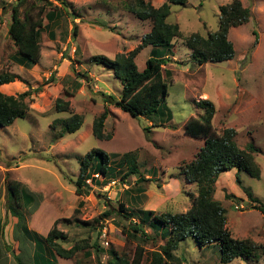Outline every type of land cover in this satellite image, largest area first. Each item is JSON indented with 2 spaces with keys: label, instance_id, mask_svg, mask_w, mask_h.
<instances>
[{
  "label": "rangeland",
  "instance_id": "374dc122",
  "mask_svg": "<svg viewBox=\"0 0 264 264\" xmlns=\"http://www.w3.org/2000/svg\"><path fill=\"white\" fill-rule=\"evenodd\" d=\"M130 1L28 0L27 4L34 6L32 15L41 7L45 8V17L55 12L53 7H59L61 15L44 17L36 64L39 68H33L35 65L20 66L12 61L16 48L7 27L16 0H0V72L22 76L16 74L20 78L7 88L0 87V91L14 97L30 93L25 99L26 116L0 129V264H33L30 256L34 254V243L22 227L44 237L32 224L35 220L42 225L44 217L58 220L56 227L66 237L56 240L58 245L63 249L78 246L69 260L72 263L107 264L111 253L131 258L135 246L141 245L146 252L142 264H147L149 254L160 250L166 241L147 227L148 240H126L124 231L136 218L125 220L118 212L119 205L156 215L182 214L191 208L197 187L186 182L182 168L195 160L203 141L186 136L184 124L202 114L195 103L204 99L214 105L212 127L217 134L233 129L240 149L252 144L258 150L253 158L260 170L259 179L235 169L221 173L214 199L225 210L226 228L232 238L251 242L250 255L229 264H264V215L245 195L250 193L264 206V0H239L251 17L248 23L228 32L235 52L233 59L201 66L191 59L185 40L191 34L206 37L216 32L219 7L232 0H188L184 5H170L167 22L177 25L181 36L172 41L171 51L164 48L162 77L167 96L163 115L160 112L155 118V127L144 117H131L106 103L108 98L119 99L123 85L112 68L92 60L96 56L112 60L116 53H127L150 31L148 20L141 21L125 10L124 5ZM144 1L158 8L166 0ZM154 49L148 46L136 56L138 72L144 70ZM60 54L65 59L62 65L56 58ZM51 76L53 81L47 84ZM56 98L68 101L71 112L81 117L78 131L60 136L71 114L54 109ZM104 110L108 111L104 133L111 139L97 140L91 133L92 124ZM167 115L170 121L161 125ZM93 149L112 157L110 169L114 174L109 183L92 185L85 196L79 197L73 184L81 160ZM128 152L134 153L143 181L137 175L123 180L128 166L121 157ZM9 181L20 182L26 195L40 200L38 208L43 205L37 217L31 218L36 212L30 213L33 200L27 205L23 199V208L15 206L7 195ZM105 212L110 215L103 217ZM18 244L21 255L16 260L11 250ZM172 255L173 264H221L218 248H201L190 238L181 242Z\"/></svg>",
  "mask_w": 264,
  "mask_h": 264
},
{
  "label": "trees",
  "instance_id": "16d2710c",
  "mask_svg": "<svg viewBox=\"0 0 264 264\" xmlns=\"http://www.w3.org/2000/svg\"><path fill=\"white\" fill-rule=\"evenodd\" d=\"M40 1L47 2V0ZM187 1L166 0L158 8L144 0H131L126 3L124 8L127 12L141 21L148 20L151 23L150 32L145 34L140 43L126 54H117L112 60L104 56H96L92 59L97 64L112 68L114 76L123 85L119 99L108 98L106 103L131 117L146 118L151 123V127L158 126L155 124V118L160 112L163 115L161 109L164 98L167 96V84L162 77V67L165 66L163 58H166L164 48L166 47L167 50L171 51L173 48L172 41L181 36L178 26L167 22L170 5H184ZM27 3L28 0H16L11 7V17L7 27V34L16 48L12 61L26 67L36 65L40 59L39 40L45 17V8H39L37 14L32 15L34 6H29ZM52 9L55 12L47 14L45 19L50 15L55 18L61 16L59 7ZM20 13L22 16H19ZM250 17V10L243 7L239 0H232L230 3L220 6L216 32L208 34L206 37L191 34L186 38L184 44L190 51L191 59L198 66L232 60L235 52L233 44L228 40V32L231 28L248 23ZM76 32L77 27L75 26L73 27V34L75 35ZM253 34L255 35V33ZM148 46L155 49L151 52V57L146 60L144 70L138 72L135 58ZM19 78L15 74L0 72V87L13 83ZM51 81H53V76L47 80V84ZM38 91L39 88L33 92ZM29 95V92H24L14 97L7 96L0 91V129L12 125L16 119L26 116L28 106L25 99ZM195 104L202 111V114L186 121L184 134L190 138L202 140L203 145L196 154L195 160L182 168L186 182L195 184L197 187L196 197L193 199L191 208L182 214L156 215L152 211H134L133 209L129 211L124 208V205H119L118 212L123 214L122 217L125 220L136 218L135 223H130L128 231H124L126 240L129 238L148 240L150 236L144 230V227H147L153 235L166 241L160 250L149 254L147 264H173L171 262L172 252L188 238L201 248L206 246L218 248L221 264H229L235 259L249 256L251 253L250 241L236 240L227 230L225 210L214 199V192L218 176L233 169L238 172L243 171L251 178L259 179L260 170L253 158V154L257 153L258 150L252 144L240 149L235 142L236 132L233 129H224L221 134L214 131L212 119L215 108L208 99L198 101ZM54 109L59 113L71 114V117L66 120L60 136L72 134L80 129L81 117L71 112L68 101L56 98ZM107 116L108 111L104 110L93 121L91 133L97 140L111 139L110 134L104 133V123ZM169 121L170 116L167 115L161 125ZM111 158L98 149H93L84 156L80 162L79 174L73 184L76 196H85L91 190V187L85 183L89 178L92 179V185L96 186L110 182L108 180L114 174L113 170L110 169ZM121 158L123 163L128 166L123 175V180L129 176L137 175L143 181L134 153H125ZM97 159L99 163L95 165L94 162ZM94 175L102 176L103 180L101 182L95 180ZM236 183L240 185L238 179H236ZM26 192L20 182H7V195L12 199L15 206L23 208V199L27 201L25 202L27 205L33 200L34 205L30 209V213L33 214L37 210L40 200L37 201L31 194L30 196L26 195ZM245 195L256 204L254 209L264 215L262 203L248 192H245ZM79 206L81 203L78 204ZM76 212L77 209L74 210V213ZM109 215L110 212H105L102 216L108 217ZM57 224L58 220H55L45 237L33 233L25 225L22 227V231L28 240L34 243L33 264H55L54 255L65 260H71L75 256L78 250L77 245L70 249H63L56 243V240L66 239L65 235L57 229ZM145 254V249L141 245H136L131 258L125 254L111 253L107 264H142ZM18 263L20 264V261ZM74 264L79 263L75 262Z\"/></svg>",
  "mask_w": 264,
  "mask_h": 264
},
{
  "label": "crops",
  "instance_id": "0c3cea01",
  "mask_svg": "<svg viewBox=\"0 0 264 264\" xmlns=\"http://www.w3.org/2000/svg\"><path fill=\"white\" fill-rule=\"evenodd\" d=\"M150 32V31H149ZM148 32V33H149ZM133 50V49H132ZM128 52H130V51H128ZM127 52V53H128ZM56 53V52H55ZM57 54V53H56ZM117 54H120V53H116V55ZM124 54H126V52L124 53ZM115 55V56H116ZM57 58V60H58V62L60 63V65H62L63 64V62L65 61V59L63 58V56H62V54H60L59 55V57L57 56L56 57ZM39 68L37 65H35L33 68ZM32 68V69H33ZM24 73L26 72V71H23ZM17 74V73H16ZM15 74V75H16ZM17 75H19V74H17ZM19 76H21V75H19ZM22 77V76H21ZM15 81H17V80H15ZM14 81V82H15ZM13 82V83H14ZM11 84L12 83H10V84H6V85H3V86H1L2 88H7V86H11ZM10 89H12V87H10ZM7 96L9 95V94H6ZM9 96H12V95H9ZM1 129H3V128H1ZM43 205V204H42ZM42 205H40V207L36 210V212L31 216V218L32 217H37V215L40 213V211H41V209H42ZM44 219H48V218H43L42 220L44 221H42L43 222V224L42 225H38L39 223H36V222H32V224H33V226H34V228H35V230H37L38 232H41L42 234H43V236L45 237V235L48 233V231L50 230V228H51V226H52V224H53V222L56 220V219H53V220H47V222H45V220ZM12 246H13V244H11ZM6 246H8L7 244H6ZM8 247H10V246H8ZM20 247H21V245L20 244H18V245H16V248H14V249H12L11 250V253H12V255H13V257L14 258H16V260L17 259H19V258H17L18 257V255H21V254H19L20 253ZM29 248H31V249H33V245L32 244H30L29 243ZM31 258H30V260L32 259V256H30ZM54 262H56L57 264H64V263H68V264H74V263H72L71 261H69V260H65V259H59V257H57V258H54ZM32 263H33V261H32Z\"/></svg>",
  "mask_w": 264,
  "mask_h": 264
},
{
  "label": "built area",
  "instance_id": "2783aa9c",
  "mask_svg": "<svg viewBox=\"0 0 264 264\" xmlns=\"http://www.w3.org/2000/svg\"><path fill=\"white\" fill-rule=\"evenodd\" d=\"M93 177H94L95 180H100V181L103 180L102 176H99V175H94ZM85 183H86V185L92 187V183H93V182H92V179H91V178L87 179V180L85 181Z\"/></svg>",
  "mask_w": 264,
  "mask_h": 264
}]
</instances>
